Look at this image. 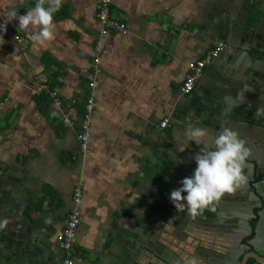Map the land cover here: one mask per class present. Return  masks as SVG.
Listing matches in <instances>:
<instances>
[{"label": "crops", "instance_id": "0c3cea01", "mask_svg": "<svg viewBox=\"0 0 264 264\" xmlns=\"http://www.w3.org/2000/svg\"><path fill=\"white\" fill-rule=\"evenodd\" d=\"M99 1L63 0L55 39L36 44L5 13L23 15L37 0H0V264H61L57 237L76 186L82 205L73 264H213L236 247L229 208L239 191L195 218L177 212L170 193L193 174L202 147L184 133L202 127L215 137L230 128L250 157L264 161V117L254 116L264 94L249 79L252 60L240 62L230 47L191 94L179 87L220 37L246 42L262 18L257 0H111L125 30L105 37ZM44 85L61 106L39 94ZM90 95L83 149L77 136Z\"/></svg>", "mask_w": 264, "mask_h": 264}, {"label": "clouds", "instance_id": "9594fccd", "mask_svg": "<svg viewBox=\"0 0 264 264\" xmlns=\"http://www.w3.org/2000/svg\"><path fill=\"white\" fill-rule=\"evenodd\" d=\"M63 0H37L35 6L18 15L8 10L5 15L18 20V28L30 35L36 44L55 39L54 15L60 10ZM47 5V6H46ZM2 27V26H0ZM255 117H264V106L256 109ZM184 135L189 141L202 145L192 157L196 168L190 177H185L181 187L172 190L170 202L177 212H185L195 218L210 209L215 211L214 202L225 194H233L247 182L244 174L245 161L250 150L238 132L224 127L215 137H210L207 128H186ZM186 193V195H182ZM188 264H196L192 259Z\"/></svg>", "mask_w": 264, "mask_h": 264}, {"label": "water", "instance_id": "95a60500", "mask_svg": "<svg viewBox=\"0 0 264 264\" xmlns=\"http://www.w3.org/2000/svg\"><path fill=\"white\" fill-rule=\"evenodd\" d=\"M256 5L262 18L257 28L249 29L245 33L246 42L236 45L232 40L225 43L222 37L220 40L225 44L226 50L227 47L237 49L235 56L239 57L240 62H244L247 58L252 60V72L248 76L256 84L257 94L263 96L264 66L261 70L260 66L264 65V0H257ZM237 29L234 26L229 28L232 35L237 32V37H241L243 28L237 27ZM247 159L244 167L247 182L237 189L239 192L233 195V202L229 208L230 218L234 221L233 236L237 241L236 247L228 250L221 260L210 259L213 264L216 262V264H248L249 259L254 260L253 264H264V190H261L264 188V161L261 157L253 158L250 155ZM255 179L257 182L250 184ZM242 247L248 250L249 256L244 254ZM160 261L162 264H168L167 260L160 258Z\"/></svg>", "mask_w": 264, "mask_h": 264}, {"label": "built area", "instance_id": "2783aa9c", "mask_svg": "<svg viewBox=\"0 0 264 264\" xmlns=\"http://www.w3.org/2000/svg\"><path fill=\"white\" fill-rule=\"evenodd\" d=\"M97 18L101 24L100 36L105 37L110 33L118 34L122 33L125 30V25L122 21L114 17L111 13V0H100L97 6ZM96 50L99 52L101 49L99 46H96ZM225 48L223 43H217L216 47L208 52L205 57L200 60H197L195 63L189 65V69L185 78L179 87L180 93L182 95H189L193 92L196 82L202 76L204 68L210 64L214 59L218 58L219 54ZM99 59L96 57L94 63H97ZM88 86L93 88L94 83H89ZM47 93L52 98V101L55 105L61 106V100L58 97L55 91H51L48 86H41L39 89V94ZM74 101H71V105L74 104ZM93 105L94 99L92 95L88 96L85 100L83 107L82 115V124L81 132H79L77 139L81 143L82 148L84 149L87 141L86 131L88 130L89 121L93 114ZM2 103L0 104V107ZM63 123L68 126L70 121L66 115L63 118ZM167 125V120H164L160 123V127L164 128ZM72 210L67 215L64 221V231L57 237V247L60 251L66 254L62 259L61 264H73V259L70 257L72 252L73 245L76 239V231L80 221L79 209L81 207V187L76 186L72 193Z\"/></svg>", "mask_w": 264, "mask_h": 264}, {"label": "trees", "instance_id": "16d2710c", "mask_svg": "<svg viewBox=\"0 0 264 264\" xmlns=\"http://www.w3.org/2000/svg\"><path fill=\"white\" fill-rule=\"evenodd\" d=\"M43 98H45V97H43Z\"/></svg>", "mask_w": 264, "mask_h": 264}]
</instances>
